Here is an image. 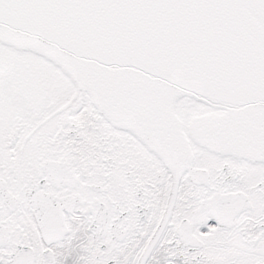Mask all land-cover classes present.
<instances>
[{
	"label": "snow or ice",
	"instance_id": "snow-or-ice-1",
	"mask_svg": "<svg viewBox=\"0 0 264 264\" xmlns=\"http://www.w3.org/2000/svg\"><path fill=\"white\" fill-rule=\"evenodd\" d=\"M0 264H264V0H0Z\"/></svg>",
	"mask_w": 264,
	"mask_h": 264
}]
</instances>
